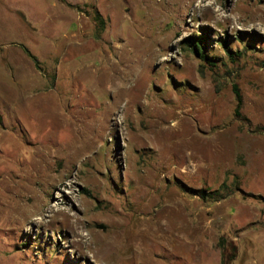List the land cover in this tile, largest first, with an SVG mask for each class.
Segmentation results:
<instances>
[{
    "label": "rangeland",
    "instance_id": "rangeland-1",
    "mask_svg": "<svg viewBox=\"0 0 264 264\" xmlns=\"http://www.w3.org/2000/svg\"><path fill=\"white\" fill-rule=\"evenodd\" d=\"M0 264H264V0H0Z\"/></svg>",
    "mask_w": 264,
    "mask_h": 264
},
{
    "label": "bare ground",
    "instance_id": "bare-ground-1",
    "mask_svg": "<svg viewBox=\"0 0 264 264\" xmlns=\"http://www.w3.org/2000/svg\"><path fill=\"white\" fill-rule=\"evenodd\" d=\"M209 1V0H208ZM111 65V64H110ZM107 67V66H106ZM105 67V68H106ZM111 66H109V68H110ZM112 68H114V67H112ZM114 75H115V73H114ZM117 75V74H116ZM115 75V76H116ZM114 77V76H113ZM113 77L111 78V79H113ZM119 77V76H118ZM117 78V77H116ZM117 80V79H116ZM111 81V80H110ZM112 82V81H111ZM123 85V83H122V79H119L118 80V82L117 83H115V86H116V88L117 87H121ZM126 103V102H125ZM123 109V108H122ZM66 114V113H65ZM173 129H175L176 131H179L180 130V121H175L174 122V124H173ZM192 130V129H191ZM192 132V131H191ZM194 136V135H193ZM190 141V140H189ZM179 151V150H178ZM193 151V150H192ZM194 154V153H193ZM56 206H58V208H56V210L54 209V208H50V211L51 212H54L55 214L54 215H56L57 213H60V212H64V213H67V210L65 209V208H62L61 206H59V204H57ZM32 207H34V208H32V209H30L29 210V213H26V214H24V215H21V218H27V217H29L31 214H32V212H34V211H42L43 209H44V204H39V205H37V206H35V205H32ZM77 223V222H76ZM71 232L74 234V235H77L79 232H78V230H77V226L75 225H71ZM72 234V235H73Z\"/></svg>",
    "mask_w": 264,
    "mask_h": 264
},
{
    "label": "trees",
    "instance_id": "trees-1",
    "mask_svg": "<svg viewBox=\"0 0 264 264\" xmlns=\"http://www.w3.org/2000/svg\"><path fill=\"white\" fill-rule=\"evenodd\" d=\"M192 46H193V50L195 51V53L197 55H200L201 57L205 56V54L203 52V42L201 40L193 42ZM24 49L30 56L33 57V55L30 53V51L26 47H24ZM33 58H35V57H33ZM233 89H234V92H235L236 98H237L236 111L238 112L240 107H241V105H242L241 93H240V90L238 89L237 85H234Z\"/></svg>",
    "mask_w": 264,
    "mask_h": 264
}]
</instances>
